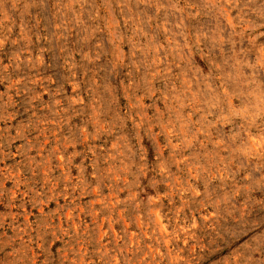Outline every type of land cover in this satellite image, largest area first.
<instances>
[{
    "label": "rangeland",
    "instance_id": "obj_1",
    "mask_svg": "<svg viewBox=\"0 0 264 264\" xmlns=\"http://www.w3.org/2000/svg\"><path fill=\"white\" fill-rule=\"evenodd\" d=\"M264 0H0V264H264Z\"/></svg>",
    "mask_w": 264,
    "mask_h": 264
},
{
    "label": "snow or ice",
    "instance_id": "obj_2",
    "mask_svg": "<svg viewBox=\"0 0 264 264\" xmlns=\"http://www.w3.org/2000/svg\"><path fill=\"white\" fill-rule=\"evenodd\" d=\"M261 251H264V246L261 247Z\"/></svg>",
    "mask_w": 264,
    "mask_h": 264
}]
</instances>
